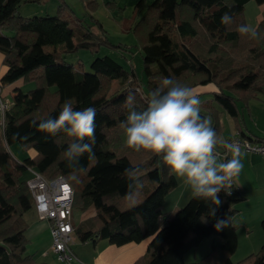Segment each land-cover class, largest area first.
I'll use <instances>...</instances> for the list:
<instances>
[{
	"label": "trees",
	"instance_id": "trees-1",
	"mask_svg": "<svg viewBox=\"0 0 264 264\" xmlns=\"http://www.w3.org/2000/svg\"><path fill=\"white\" fill-rule=\"evenodd\" d=\"M35 1L42 0H0V52L7 67L0 82L4 86L23 81L14 89L11 104L0 121V264H36L25 253L27 240L22 221L24 214L33 208L26 186L28 167L48 179L63 175L73 189V209H96L93 217L74 227L83 241L106 238L115 245H123L150 238L145 258L134 264H243L244 261L234 263L229 257L237 248L231 206L236 200L233 186L230 195L224 190L218 193L221 201L218 207L210 200L192 196L169 217L163 210L164 199L176 187L177 180L167 165L149 152L132 150L131 156L125 152L129 148L114 149L112 145L121 129L119 124L128 115L129 110L124 107L126 97L134 94L136 109L144 110L148 94L163 78H172L191 88L215 86L211 100L201 103L200 114L213 116L216 133L219 122L214 103L238 122L239 102L244 104L264 91V18L254 27L260 33L259 39L241 36L237 31L239 25L246 24L243 10L250 0H153L144 8L138 2L131 26L143 12L140 21L154 12L143 45V79L133 64L129 63L126 70L108 55L94 57L90 72L64 61L66 52L78 48H91L96 53V46L106 42V38L89 29L75 35L69 19L60 14V7L56 16L17 14L23 2ZM90 2L95 11L99 3ZM226 12L232 16L229 25L221 23ZM91 17L101 27V22L92 14ZM200 34L206 43L211 40L209 53L217 52L220 42L231 46L238 41L245 44L252 62L236 66L225 77L218 78L222 72L218 59L205 58L200 50L199 53L192 48ZM226 79L230 82L223 84ZM113 81L119 86L108 94ZM68 100L77 111L96 109V158L89 160L87 154L80 158L79 165L84 171H74L63 157L71 138L64 132L52 136L32 126L33 120L56 118ZM207 106L206 112L203 109ZM13 144H19L26 152L32 149L35 155L18 161L9 150ZM130 167L142 170L143 187L134 206L124 199L128 184L124 170ZM213 207L216 213L210 216ZM225 219L230 221L229 225L217 231L214 227L217 220ZM260 226L264 230V219ZM206 237H210V250L203 261L186 263L184 254ZM246 259L249 262L245 264H264V245Z\"/></svg>",
	"mask_w": 264,
	"mask_h": 264
},
{
	"label": "clouds",
	"instance_id": "clouds-1",
	"mask_svg": "<svg viewBox=\"0 0 264 264\" xmlns=\"http://www.w3.org/2000/svg\"><path fill=\"white\" fill-rule=\"evenodd\" d=\"M221 23L229 25L232 16L227 12L221 17ZM241 36L259 39L256 28L247 24L237 27ZM135 95L130 93L124 107L128 115L119 124L126 138V146L136 152L145 151L160 157L172 174L183 178L190 186L192 195L197 200H210L219 206L218 193L224 190L231 194L233 180L243 164L240 160V147L235 143L221 141L208 117L201 116V101L193 88L183 85L172 78H163L159 85L150 91L147 107L138 111L135 107ZM96 109L88 107L81 111L74 110L70 100L65 101L56 118H46L39 122L32 121L37 131L55 136L64 132L71 138L63 157L74 171H84L79 160L84 154L89 160L96 158L94 146ZM223 144L232 154L231 159L220 161L217 145ZM142 170L130 167L124 170L128 181L124 199L134 206L143 185L140 181ZM75 178V177H74ZM216 207L209 215L215 216ZM229 220H217V231L229 225Z\"/></svg>",
	"mask_w": 264,
	"mask_h": 264
},
{
	"label": "crops",
	"instance_id": "crops-1",
	"mask_svg": "<svg viewBox=\"0 0 264 264\" xmlns=\"http://www.w3.org/2000/svg\"><path fill=\"white\" fill-rule=\"evenodd\" d=\"M113 1L118 4L122 1H126L125 3L129 4H126V7L132 6V20H129V18L127 19L131 26L137 3L141 1L144 8L153 0ZM102 2H106V0H102ZM248 10L249 12L247 13ZM243 14L246 24L254 28L256 24L264 18V3L257 4L254 0L248 1L244 6ZM23 15L26 16L29 14ZM6 69L7 67L3 63V54L0 52V77L6 72ZM22 84V79H19L11 84L4 85L2 86L1 93L5 98L10 99L14 89L19 88ZM208 85L211 86L208 87ZM193 89L198 95L201 103H204L211 100V93L215 90V86L213 84H206V87L197 86ZM203 95L207 96L204 97ZM214 106L218 110L219 130L217 131V136L221 141L226 142L229 138L236 135L253 139L264 138V91H259L244 104L239 102L238 122L225 110L217 105ZM221 145L222 152L217 150L218 159L220 161H223L224 158L231 159L232 154L226 153L223 144ZM28 151V156L32 157L35 155L34 150L31 149ZM16 160L22 161L23 159ZM240 160L243 164V168L232 182V195L236 199L231 204L234 209L232 220L236 225V234L239 231L250 234L257 230L261 220L264 219V155L241 151ZM175 178L177 180V185L165 196L163 204L164 209L167 196L173 194L170 200L172 206L170 203L169 209L166 210L169 217H171L178 208V204L180 203L179 198H182L185 194L188 195L187 197L193 196L192 190L188 185L180 190V186L184 179L178 178L177 176H175ZM80 213V217H78V220L75 222L72 216V222L75 228L81 222L93 217L96 214V209L94 207H89L86 210H80ZM26 214L27 212L24 216ZM235 218L237 220H235ZM24 222V236L27 240L25 253L30 255L36 264H62L50 247L49 222L47 220L38 219L35 208L32 215H29L28 220H24ZM149 240L150 238H146L140 242L115 245L106 238L83 241L75 233V239L71 248L79 261L75 264H134L139 258H145Z\"/></svg>",
	"mask_w": 264,
	"mask_h": 264
},
{
	"label": "rangeland",
	"instance_id": "rangeland-1",
	"mask_svg": "<svg viewBox=\"0 0 264 264\" xmlns=\"http://www.w3.org/2000/svg\"><path fill=\"white\" fill-rule=\"evenodd\" d=\"M90 1L91 0H42L39 2H23L18 7L17 14H20L24 17L46 15L56 16L59 13L60 7V14L69 19L71 22V27L75 31V35L79 34L81 30L89 29L96 34H102L104 38H106V42L104 41L96 46V53H94L93 49L91 48H78L75 51L66 52L62 57L64 61L73 64L76 67H80V69H82L84 72H90V63L94 57L108 55L119 62L126 70H129L130 68L129 63L133 64V67L136 69V73L138 74L139 78L143 79V45L145 44L147 31L154 20V12L151 11L150 16L140 21V18L144 14L142 11L143 13L141 17L139 19L137 18V21L130 27L129 21H127V19L129 18V20H132V6L126 7L125 5L128 4L125 3L126 1H122L118 4L113 0H106V2L97 0L99 4L95 11L93 8H91L92 5ZM87 2L89 3L88 5H86ZM248 12L249 10L247 13ZM23 14L29 15L25 16ZM91 14L101 22V27L97 24L96 20L92 19ZM202 38L203 34H200L192 48L195 49L196 52L200 53L201 51V55L205 58H210L211 60L218 59L217 62L222 68V72L218 78L225 77V74L236 66L243 65L247 62H252L250 57L251 55H249L245 50V44H242L239 41L234 44V46H231L230 43L227 42H220L217 52L209 53L207 50L211 40L206 43ZM228 67H230V69H227ZM229 82L230 80L226 79L223 84ZM118 86V83L113 81L110 85L108 94L116 90ZM200 86L206 87V85ZM210 86L211 85H208V87ZM203 96L206 97L207 95ZM208 107L209 106L205 107L203 110L207 112ZM208 118L213 120L212 115H208ZM112 133L113 131H110V135ZM112 147L114 149L122 147L124 150H127L128 147L126 146V138L123 129L118 130L115 142L113 143ZM9 150L15 159H24L29 153V151H23L19 144L11 145ZM217 150L222 152L221 144L217 145ZM125 152H129L131 156H134V151L132 152V149L130 148ZM80 178L82 177L80 176ZM186 185L187 184L183 181L182 185L180 186V190ZM172 195L173 194L167 196L165 200V208L163 209L164 212L169 209ZM187 196L188 195L185 194L182 196V198H179L180 203L178 204V208L176 210L182 208L186 202H188L191 197ZM33 211L34 208H31L27 214L23 216L22 221H27L29 215H32ZM80 214V210L73 209L72 216L74 222L78 220ZM235 220L237 219L235 218ZM262 245H264V230H262L260 226L257 227L256 231L250 234L239 231L237 233V248L229 257L234 263L244 261L243 264H245L246 262H249L247 261L246 257L256 254ZM209 250L210 237H206L200 242L198 246L189 249L184 254V261L186 263L202 262L204 256Z\"/></svg>",
	"mask_w": 264,
	"mask_h": 264
},
{
	"label": "built area",
	"instance_id": "built-area-1",
	"mask_svg": "<svg viewBox=\"0 0 264 264\" xmlns=\"http://www.w3.org/2000/svg\"><path fill=\"white\" fill-rule=\"evenodd\" d=\"M0 82V118L11 104L10 99L1 93ZM227 143L239 145L240 152L258 153L264 155V138L257 140L240 135L229 138ZM225 152L230 153L226 147ZM29 176L26 186L31 193L38 219L49 222L51 250L62 264L79 262L71 245L75 239V229L72 222L73 189L63 175L52 179L44 177L33 167H28Z\"/></svg>",
	"mask_w": 264,
	"mask_h": 264
}]
</instances>
